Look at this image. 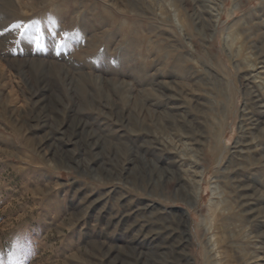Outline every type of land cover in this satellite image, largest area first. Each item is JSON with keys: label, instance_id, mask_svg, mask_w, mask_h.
<instances>
[{"label": "rangeland", "instance_id": "1", "mask_svg": "<svg viewBox=\"0 0 264 264\" xmlns=\"http://www.w3.org/2000/svg\"><path fill=\"white\" fill-rule=\"evenodd\" d=\"M256 125L264 0H0V264H264Z\"/></svg>", "mask_w": 264, "mask_h": 264}, {"label": "bare ground", "instance_id": "2", "mask_svg": "<svg viewBox=\"0 0 264 264\" xmlns=\"http://www.w3.org/2000/svg\"><path fill=\"white\" fill-rule=\"evenodd\" d=\"M96 82V81H95ZM100 83V82H99ZM123 98H124V100L125 101H127V98L126 97H124L123 96ZM205 101V100H204ZM207 101V100H206ZM260 107H262L261 105H260ZM205 108V107H204ZM263 108V107H262ZM254 129H258V132H260V134L261 133H263L264 132V128L262 127V126H260V125H256V127L254 128ZM252 134H254V132H252ZM253 136V135H252ZM251 137V136H250ZM253 141V140H252ZM253 142H255V141H253ZM256 144V143H255ZM247 149H248V147H247ZM236 152L239 154H244L245 153V148H238L237 150H236ZM264 154V152H261L260 154H258V155H261L262 157L264 156L263 155ZM243 155H240V157H242ZM244 157V156H243ZM242 186H244V184L242 185ZM244 188H246V186L244 187ZM251 189V188H250ZM256 190H257V188L256 187H253L252 189H251V193H252V191L253 192H255V193H257L256 192ZM249 194V191H242L240 194H239V205H240V207L241 208H243V210H242V212L244 213V214H246V216H247V219H252V220H254V218H256V219H258L259 220V222L263 219L262 218V215H264V207H260L261 209H260V211L258 212V213H254L255 212V209H254V206H256V204H254L253 202H252V199H251V197H250V194ZM254 194V193H253ZM259 196V195H258ZM237 197V198H238ZM261 200V199H260ZM259 204V203H258ZM259 206V205H258ZM258 210V209H257ZM257 223V222H256ZM253 226L255 227L256 225H255V223L253 224ZM257 227V226H256Z\"/></svg>", "mask_w": 264, "mask_h": 264}, {"label": "snow or ice", "instance_id": "3", "mask_svg": "<svg viewBox=\"0 0 264 264\" xmlns=\"http://www.w3.org/2000/svg\"><path fill=\"white\" fill-rule=\"evenodd\" d=\"M37 31H39V29L37 28Z\"/></svg>", "mask_w": 264, "mask_h": 264}]
</instances>
